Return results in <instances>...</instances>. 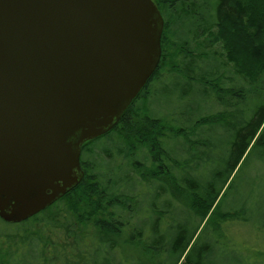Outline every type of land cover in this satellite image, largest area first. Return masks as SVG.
I'll return each mask as SVG.
<instances>
[{
	"label": "trees",
	"instance_id": "obj_1",
	"mask_svg": "<svg viewBox=\"0 0 264 264\" xmlns=\"http://www.w3.org/2000/svg\"><path fill=\"white\" fill-rule=\"evenodd\" d=\"M154 1L165 20L157 68L116 126L83 144L81 181L31 217V225L64 220L85 244L79 264H127L116 254L121 245L114 238L122 236L143 256L157 247L171 264H206L213 245L204 238L193 243L201 224L220 229L241 215L234 206L223 211L219 197L252 158L264 169V0ZM218 42L223 60L211 49ZM165 77L188 84L182 99L196 91L202 104L154 114L149 85ZM216 130L223 144L209 139ZM102 138L106 144L97 145ZM208 161L217 168L195 179Z\"/></svg>",
	"mask_w": 264,
	"mask_h": 264
},
{
	"label": "water",
	"instance_id": "obj_2",
	"mask_svg": "<svg viewBox=\"0 0 264 264\" xmlns=\"http://www.w3.org/2000/svg\"><path fill=\"white\" fill-rule=\"evenodd\" d=\"M154 0H0V218L23 222L83 178L157 68Z\"/></svg>",
	"mask_w": 264,
	"mask_h": 264
},
{
	"label": "rangeland",
	"instance_id": "obj_3",
	"mask_svg": "<svg viewBox=\"0 0 264 264\" xmlns=\"http://www.w3.org/2000/svg\"><path fill=\"white\" fill-rule=\"evenodd\" d=\"M180 29L181 25L177 23L175 30ZM211 49H214L223 60L222 43L218 42ZM227 69L228 73L232 74L230 65ZM238 80L240 78L236 81ZM149 87L154 89L150 98L151 104H149L154 114L181 109L188 110L191 106L202 104L196 91H192L186 99L185 97L182 99L183 93L189 91L190 86L183 82L179 83L172 77H165L159 83H153ZM208 136L213 143L223 144V131L216 130ZM102 139L96 144L99 146L106 144L107 140ZM114 144L106 146L112 147ZM95 150L99 151L98 148ZM95 158L97 159L98 155ZM117 162L111 163L109 167H114ZM215 168L217 165L208 161L202 175H196L195 179L212 174ZM219 201L223 211L234 206L243 213L220 222V229L215 227L211 221L205 220L201 224L193 243L204 238V242L213 245L212 253L206 264H264V169L260 167L255 158H252L244 169L235 171L222 191ZM244 218L248 220L245 221ZM60 221L56 225H51L52 223L46 225L44 221L31 225L33 223L31 218L26 222L18 223H9L0 218V256L4 264H79L84 258L85 244L83 242L81 244V241L70 233V228L64 220ZM29 225L31 226L28 229ZM194 226L195 221H191L189 229L192 230ZM22 238H27L29 243L27 241L22 243ZM125 238V236L114 238L121 245L116 254L121 255L127 264H136L134 257L141 256L142 253L130 245L123 244ZM141 258L142 264H171L173 261L157 247H150L148 253L145 256L142 255ZM87 263L91 264L88 261L85 262Z\"/></svg>",
	"mask_w": 264,
	"mask_h": 264
}]
</instances>
